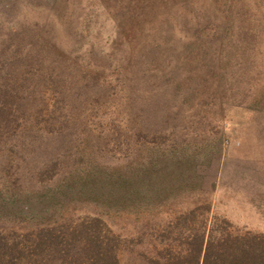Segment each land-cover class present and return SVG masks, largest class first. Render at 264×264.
Wrapping results in <instances>:
<instances>
[{
    "label": "rangeland",
    "instance_id": "rangeland-1",
    "mask_svg": "<svg viewBox=\"0 0 264 264\" xmlns=\"http://www.w3.org/2000/svg\"><path fill=\"white\" fill-rule=\"evenodd\" d=\"M76 92L89 99L81 112ZM61 106L87 137L65 135L36 157L4 145L21 122L42 127ZM91 152L118 172L102 197L57 194L36 225L10 217L33 203L11 210L0 194V237L22 246L36 226L92 217L95 200L118 264H169L177 252L191 264L186 235L202 215L215 240L225 225L264 235V0H0V167L23 172L17 196L47 193L51 176L34 177L46 157L55 173L77 168L72 183ZM192 208L193 220L183 215Z\"/></svg>",
    "mask_w": 264,
    "mask_h": 264
},
{
    "label": "trees",
    "instance_id": "trees-1",
    "mask_svg": "<svg viewBox=\"0 0 264 264\" xmlns=\"http://www.w3.org/2000/svg\"><path fill=\"white\" fill-rule=\"evenodd\" d=\"M69 93L71 95L74 94L71 90H69ZM76 94H78L77 97L80 101L79 106L74 107L81 112L79 108H82L83 103L89 101V99L88 96L86 97L82 92L80 94L76 92ZM63 106L58 107L59 111H61L58 115H62V118H58L56 114L58 109L55 108L52 110V117H49L47 120L48 122L42 127H33L30 122L26 121L21 122L20 125H22V127L12 131L9 137L10 139H8L7 143L4 145L8 146L9 151H15L14 148L19 144L20 147L36 157V155L40 154V150L44 151L45 154L46 147L49 148L50 146L49 142L57 146H62L65 135L70 136L74 140H80L84 136L87 137V133L90 131L87 124L85 122H80V119H73V121H71L70 117H72L73 113H63ZM46 131H49L50 135H48ZM13 134L20 137V139L11 140L12 136L14 138ZM35 143L36 146H34ZM68 143V147L65 148L70 150L69 153H67L70 154L75 148L71 145L72 141ZM51 152L53 153L55 151L52 149ZM19 154L22 156L23 160L19 158V161L15 163L21 165L24 162V157L27 155L22 153ZM62 154H65V152ZM80 154H82V152H80ZM92 154L91 152L90 155L94 156V161L89 158L86 163V165H88V173L86 175L82 173L78 176H73L72 183H66V179L68 176L70 177L73 175L78 169H74L73 173L70 175H68L69 170L62 174L60 173L61 169H59V171L55 173L53 170L54 168L46 163L50 158L46 157L43 159L44 162L41 163L43 165L42 170L38 173V176L34 175V177L43 181L46 176H51L50 178H46V182L47 179L50 180L47 193L43 195L40 191H32V189L28 188L23 193L22 198L21 196L18 197L17 194L19 186L18 175L23 172H19L18 168L14 167V164L9 160L5 166L2 165L0 167L2 182L0 194L3 195V207L9 208L11 205L14 206L22 202L33 203L30 205V210L26 213H24L22 209H17L22 212V216L21 212L16 211L15 214H12L10 217H15V219L22 217L29 218L32 224L35 223L38 225L42 221V217L45 216L47 218L45 212L47 210L49 211L52 205V198L57 194L62 195L64 199L65 197L67 199L69 195H76V191L78 194L82 195L91 194L94 197H102V195L107 192L105 187L110 181V179L107 178L117 176L118 172H116L115 168L111 165L109 166L101 163V161H95L96 156ZM8 156L10 157L9 153ZM44 172H46L45 176ZM25 179L27 181L32 180L29 174L25 175ZM80 180L84 182L91 180L92 183H83L82 186L80 183V186L74 184V182L76 183ZM101 180H103V183H101ZM75 186H79L78 189H76ZM137 188L138 186L135 187V189ZM92 192H94V194ZM123 193H125V191H123ZM66 199L63 200V202H66ZM102 203L104 202L95 200L94 211L96 213L92 215V217L89 215L81 217V219L71 217L62 222L59 227L55 225L36 226L35 235L31 239L32 241L22 246H19V240L13 243L7 238L4 239L0 237V264H118V262H120L117 251L119 240L117 236L111 234L112 231L110 227H108L106 220L102 218L98 208ZM61 204L63 203H55L53 206L58 205L59 207ZM84 205H86V203ZM139 205L140 204L137 203L134 207L137 208ZM80 206L81 205H76V207ZM38 207L39 210L37 209ZM205 208L209 210L210 204L206 203ZM9 209L12 210V208ZM195 213L196 210L192 208L183 215H187L193 220L195 219L194 216H196ZM6 217H8V215ZM211 224L212 226H209L206 216L202 215L198 226L186 235V242L189 244L188 249H186V255L191 260V264H264V235L252 234L249 231L245 234H234L232 231L228 230L225 225L224 234L226 235H221L215 240L213 223ZM175 226L176 224L174 227ZM23 239L24 236L21 240ZM177 253L178 254L173 253L169 255L168 259L171 260L169 264H179L177 259H181L183 256L181 252ZM227 254H233L234 259L229 260L224 258Z\"/></svg>",
    "mask_w": 264,
    "mask_h": 264
}]
</instances>
